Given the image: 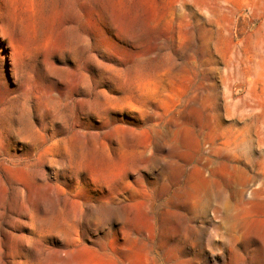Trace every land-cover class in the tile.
Here are the masks:
<instances>
[{"label":"rangeland","instance_id":"374dc122","mask_svg":"<svg viewBox=\"0 0 264 264\" xmlns=\"http://www.w3.org/2000/svg\"><path fill=\"white\" fill-rule=\"evenodd\" d=\"M66 2L18 0L22 27L49 53L46 66L26 57L28 71L10 86L55 92L58 114L34 124L48 143L87 132V156L104 168L93 183L58 155L59 190L81 213L84 244L94 248L100 236L112 247L124 238L123 249L108 252L111 264H264V0ZM138 69L146 77L132 95L122 80ZM23 148L17 142L10 155ZM85 202L106 205L100 220ZM131 205L139 215L133 229ZM36 252L30 264H45Z\"/></svg>","mask_w":264,"mask_h":264},{"label":"bare ground","instance_id":"6f19581e","mask_svg":"<svg viewBox=\"0 0 264 264\" xmlns=\"http://www.w3.org/2000/svg\"><path fill=\"white\" fill-rule=\"evenodd\" d=\"M66 1L67 0H60L61 3H67ZM58 3L59 2H57L56 4L58 5ZM61 3L60 5H62ZM13 4H15V7H13ZM66 5L69 6V4H66ZM21 14H22V6H19L18 0H0V264H30L29 255H31L30 252L33 250L37 251L36 253H39L44 259V262H46L47 264H111L109 259L107 258L108 252H110L114 246L117 247L118 249H123L124 246L121 242L124 241V238H118L114 242V246L109 247L108 245H106L104 240L99 236L96 239L93 238L94 242L90 240L91 245L94 248H88L84 244L87 241L83 240V238L81 239L77 232L82 224L78 220H76V213H79V214L81 213L78 207L75 205L76 203L71 202L70 195L63 191L60 192L59 186H58L59 178H58V174L55 172V169L59 163L57 159L60 158L58 155H64L62 157H64L68 161L67 165L70 170H73L77 173H82V174L84 172H87L88 173L87 177L91 179L92 181H94L93 183H95L96 181L97 182L102 181V179L105 177V174H106L104 171V168L96 160V157L95 158L91 157V155L90 157L87 156L89 154V153L87 154L88 152L87 151V148H88L87 147V138H88L87 132L78 131V133L74 134L70 138L69 137L62 138L56 142H52L53 139H50L48 143L47 140H45L46 136L44 137L43 134L41 133L42 131L38 129L36 125L34 124L33 118L35 117V119L37 118L38 120H41L44 116L56 117L58 112L56 108V100H55V95H54L55 92L53 93L52 90L49 89V91L43 90V91H36V92L28 93V91L25 90L26 86L20 85V83H19L20 86L19 87L17 86L18 87L17 91L15 89H12L10 86L12 78L17 73H22L26 69V63L24 61L26 57H31V58L38 57L40 64L45 65L46 57H47V54L49 53V51L47 50L48 47L46 45H41L40 44L41 40L38 42L37 40V38L39 37L38 35L37 37L35 36V34H32L31 36H29L30 34L28 35L27 34L28 32L27 33L25 32L24 28L22 27V24H24L23 23L24 21L22 22ZM72 16L74 17V15ZM72 16L71 18H73ZM114 19H116V17ZM79 22L80 21H78L77 24ZM40 35L42 34L40 33ZM87 37H83V38L87 39ZM78 45H79V42H78ZM89 57H90V54H89ZM92 57L93 56H91V58ZM96 58L98 59V57ZM162 63L163 62H161V64ZM134 67L136 68V66ZM139 69L137 70V72H134L133 75H130V77L127 76L128 78L125 77L122 80V83L125 89L130 90L132 92L133 88L135 89V87L133 86L139 80L141 81L143 77H146L145 76L146 73L142 72L143 70L140 71L141 69L140 70ZM25 71H28V70H25ZM65 71L64 73L66 74L67 70ZM71 73L74 74L73 72ZM118 73L120 72L118 71ZM126 75H128V72ZM149 76L151 75L149 74ZM84 79L86 78L84 77ZM63 82H62V85H63ZM133 94L134 93L132 92V95ZM100 95H102V93H100ZM104 97H107V96H104ZM72 98H75V97H72ZM119 98H120V95H119ZM31 99L36 105L35 109H32L29 106L30 104H28L29 100ZM99 99L97 98V100ZM108 99L109 98H107L106 101H108ZM93 100L92 102H94ZM97 100H95V102ZM71 102L72 101H70L69 103ZM103 102L101 101V103ZM82 103L85 104V101H83ZM90 103L88 104V106L90 105ZM99 104H100V101H99ZM94 107H97V105ZM81 112L79 113L81 114ZM65 117H68V116L66 115ZM123 130L125 129L123 128ZM127 131H125L126 132L125 136L129 139H134L133 134H132L133 130L131 129L130 131L129 130ZM115 136L117 137L116 134ZM102 137L100 136V138ZM123 137L124 136H122V138ZM117 139H119L120 141V137H118ZM123 140H126V139H123ZM17 142L19 143L21 142L24 145V148L21 151V155L20 156L10 155V153L16 151ZM93 142L94 141H92V143ZM104 142H107V141H104ZM122 143H125V142H122ZM138 143L137 145H139ZM130 146L134 152V145L130 143ZM117 148L116 150H118ZM132 149H131V152H132ZM129 150H127L126 152L127 153L130 152ZM119 152L122 153L121 151ZM106 157H103V158L107 160ZM116 157H118V155ZM110 159H111V156H110ZM103 162L105 163V161ZM118 162L120 163L121 161H117V163ZM103 166H106V165H103ZM45 168H48L50 174L52 173V176H50V174L49 176L46 174L44 170ZM64 168H67V167L65 166ZM99 184H98V190L100 189L101 191L103 190V186L102 184L101 185ZM63 189L65 188L63 187ZM84 205H85L84 209H91L93 211L95 210L96 212L95 220H100L102 214L104 213V210L106 209V205L101 202L92 203V204L85 202ZM130 208H131L130 211L132 212L133 217L129 220V223L133 229L138 221L137 216L139 215H137V207H135L134 205H131ZM115 209L117 211V214L119 215L121 223L124 222L126 220V213H127L126 210H124L123 206L119 204L115 205ZM79 220L81 221V219ZM120 220H118V222ZM97 225L99 228L100 225L98 222H96L94 226H97ZM134 241H135L134 239L131 240V242H134Z\"/></svg>","mask_w":264,"mask_h":264}]
</instances>
